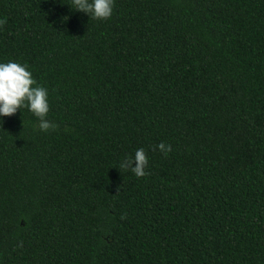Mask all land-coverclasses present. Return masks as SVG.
<instances>
[{
	"label": "trees",
	"instance_id": "16d2710c",
	"mask_svg": "<svg viewBox=\"0 0 264 264\" xmlns=\"http://www.w3.org/2000/svg\"><path fill=\"white\" fill-rule=\"evenodd\" d=\"M69 5L0 0L57 125L0 120V264H264V0Z\"/></svg>",
	"mask_w": 264,
	"mask_h": 264
},
{
	"label": "clouds",
	"instance_id": "9594fccd",
	"mask_svg": "<svg viewBox=\"0 0 264 264\" xmlns=\"http://www.w3.org/2000/svg\"><path fill=\"white\" fill-rule=\"evenodd\" d=\"M115 0H71V9L81 11L92 19H106L113 13ZM4 23L0 20V25ZM26 107L37 118L41 132L55 130L57 125L46 119L49 112L48 89L37 83L27 63L16 60H0V120ZM164 155L171 151V145L160 142L155 146ZM148 156L144 148H137L133 155L125 156L115 166L130 170L137 177L148 173L145 170Z\"/></svg>",
	"mask_w": 264,
	"mask_h": 264
}]
</instances>
